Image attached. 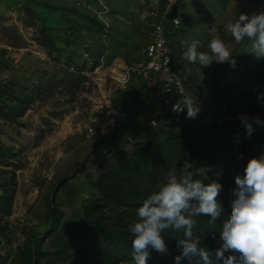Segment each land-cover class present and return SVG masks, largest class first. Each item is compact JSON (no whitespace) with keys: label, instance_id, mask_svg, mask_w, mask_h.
<instances>
[{"label":"rangeland","instance_id":"1","mask_svg":"<svg viewBox=\"0 0 264 264\" xmlns=\"http://www.w3.org/2000/svg\"><path fill=\"white\" fill-rule=\"evenodd\" d=\"M261 10L264 0H178L172 10L166 0H0V264H103L78 254L72 235L83 222L82 207L94 193L104 154L130 151L155 131L147 126L151 96L142 81L121 88L105 76L111 67L138 62L153 15L185 14L173 48L176 65L191 89L228 99L236 112L225 128L215 127L212 117L204 128L197 117L181 118L172 133L188 134L214 177L223 174L236 148L264 155V59L249 52L247 40L236 44L226 29L240 13ZM213 38L225 41L236 64L214 62L201 80L198 65L182 53L193 40L207 51ZM65 71L83 77L77 89L59 88L49 98L35 93ZM25 96L23 109L7 111ZM99 105L131 117L108 137H90ZM106 141L108 148L100 145ZM50 206L59 214L56 222L48 218Z\"/></svg>","mask_w":264,"mask_h":264},{"label":"clouds","instance_id":"2","mask_svg":"<svg viewBox=\"0 0 264 264\" xmlns=\"http://www.w3.org/2000/svg\"><path fill=\"white\" fill-rule=\"evenodd\" d=\"M179 23V20H175ZM226 29L236 44L249 42V52L257 60L264 59V10L250 15L240 13L238 18L226 25ZM199 40H193L182 53V59L189 64L198 65L195 69L199 78H204L203 69L217 64L229 63L235 67L231 48L219 38H213L207 45V51L198 50ZM187 109L186 118L193 119L200 112L195 96L184 100V106L177 111ZM239 119L251 136L254 131L248 123L247 116ZM207 166L196 167L185 160L178 171H171L158 183L155 189L143 199L136 209V219L129 225L132 234L131 261L128 264H147L149 247L158 252H165L166 245L161 233L168 229L183 230V239H178L181 256H176V264L182 257L191 260L199 257L203 264H213L210 253L200 247L199 238L193 237V229L197 225V217L210 216L208 223L215 226L221 216L222 208L218 202L222 185L208 180ZM236 189L233 195L230 218L221 226L222 246L215 251L217 260L223 264H264V155L253 157L244 169V175L235 177ZM225 252L239 253L225 257Z\"/></svg>","mask_w":264,"mask_h":264},{"label":"trees","instance_id":"3","mask_svg":"<svg viewBox=\"0 0 264 264\" xmlns=\"http://www.w3.org/2000/svg\"><path fill=\"white\" fill-rule=\"evenodd\" d=\"M48 41L53 45L50 39ZM50 46V47H51ZM49 53L54 50L51 47ZM78 73L65 71L58 79L41 82L35 93L49 98L61 88L70 92L77 89L83 77ZM74 93L71 94V98ZM26 96L16 100V107H8V112H18L24 108ZM7 112V114H8ZM176 120L156 129L144 141L132 144V150L120 154L105 153L100 165V174L92 187L94 193L82 207V224L74 229L72 238L77 244L78 254L86 257H97L103 264H128L131 261L132 234L129 225L136 219V209L171 171H178L184 161H190L196 167L207 166L210 182L215 180L222 185L218 196L221 205V216L215 226L208 223L210 216L197 217V225L193 229V237L199 238L200 247L211 255L213 264H223V260L215 257L216 249L222 246L221 226L230 218L233 195L236 189L235 177L243 176L247 162L253 158L245 149L236 148L229 152V164L223 174L214 177L213 169L207 158L200 154L191 138L185 131L172 133L176 128ZM164 135L162 139L158 138ZM59 214L49 207L48 218L57 221ZM56 226V223L53 225ZM166 251L161 253L149 247L147 264H176L175 257L181 256L178 239H183V230H165L161 233ZM225 257L239 253L225 252ZM179 264H203L199 257L191 260L182 257Z\"/></svg>","mask_w":264,"mask_h":264},{"label":"built area","instance_id":"4","mask_svg":"<svg viewBox=\"0 0 264 264\" xmlns=\"http://www.w3.org/2000/svg\"><path fill=\"white\" fill-rule=\"evenodd\" d=\"M168 9L176 7L178 0H166ZM175 20H179L176 23ZM185 20L183 12L172 11L168 19L153 15L146 33L145 43L139 48V60L132 66L111 67L105 76L117 86L124 88L131 80L134 86L142 81V89L150 94L151 108L147 118V126L156 130L170 124L174 120L186 118L187 109L177 111L184 106V100L195 96L200 107L198 115H206L214 119V125L225 128L230 125L236 112L230 107L226 98L215 97L191 89L188 78L175 62L174 45L178 39V30ZM177 48H183L177 45ZM91 126L87 129L90 137L105 138L120 127L123 128L131 115L126 110L113 111L111 106L99 105L92 113Z\"/></svg>","mask_w":264,"mask_h":264},{"label":"crops","instance_id":"5","mask_svg":"<svg viewBox=\"0 0 264 264\" xmlns=\"http://www.w3.org/2000/svg\"><path fill=\"white\" fill-rule=\"evenodd\" d=\"M197 118H198V120H200V122H199V124L201 125V127H203L204 128V125H205V123H207V121L209 120V117H200L199 115H197L196 116ZM201 118H202V120H201ZM133 129L132 130H134V129H136V128H138V127H132ZM134 132V131H133ZM135 133V132H134ZM133 133V134H134ZM145 139V138H144ZM144 139L142 138V139H140L138 142H140V141H144ZM109 144V142L108 141H106L105 143H103V144H100V145H103L105 148H108V145ZM107 146V147H106ZM107 150V149H106Z\"/></svg>","mask_w":264,"mask_h":264}]
</instances>
